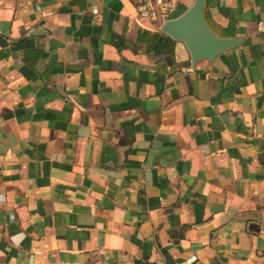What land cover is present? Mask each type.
<instances>
[{
  "label": "crops",
  "instance_id": "obj_1",
  "mask_svg": "<svg viewBox=\"0 0 264 264\" xmlns=\"http://www.w3.org/2000/svg\"><path fill=\"white\" fill-rule=\"evenodd\" d=\"M202 17L240 43L191 65L129 0H0V264H264V0Z\"/></svg>",
  "mask_w": 264,
  "mask_h": 264
},
{
  "label": "water",
  "instance_id": "obj_2",
  "mask_svg": "<svg viewBox=\"0 0 264 264\" xmlns=\"http://www.w3.org/2000/svg\"><path fill=\"white\" fill-rule=\"evenodd\" d=\"M159 31L184 44L191 65L203 60L211 62L240 43L239 39H218L211 33L202 17V0H194L179 17L163 23Z\"/></svg>",
  "mask_w": 264,
  "mask_h": 264
},
{
  "label": "built area",
  "instance_id": "obj_3",
  "mask_svg": "<svg viewBox=\"0 0 264 264\" xmlns=\"http://www.w3.org/2000/svg\"><path fill=\"white\" fill-rule=\"evenodd\" d=\"M135 12L136 24L146 30L159 31L175 10L173 0H129ZM94 12V10H92Z\"/></svg>",
  "mask_w": 264,
  "mask_h": 264
},
{
  "label": "trees",
  "instance_id": "obj_4",
  "mask_svg": "<svg viewBox=\"0 0 264 264\" xmlns=\"http://www.w3.org/2000/svg\"><path fill=\"white\" fill-rule=\"evenodd\" d=\"M150 38H151V46L154 50L156 51H159L160 50V47L164 48L166 47L167 48V53L169 55H171V51L170 49H168L167 47V44L171 42V40L165 36L164 34L160 33L159 31H155L154 33H152L150 35ZM159 47V48H158Z\"/></svg>",
  "mask_w": 264,
  "mask_h": 264
}]
</instances>
